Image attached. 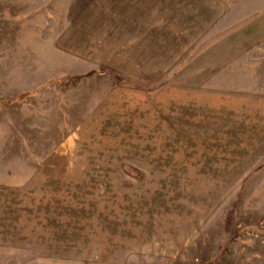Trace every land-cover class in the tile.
I'll use <instances>...</instances> for the list:
<instances>
[{"label":"rangeland","instance_id":"obj_1","mask_svg":"<svg viewBox=\"0 0 264 264\" xmlns=\"http://www.w3.org/2000/svg\"><path fill=\"white\" fill-rule=\"evenodd\" d=\"M262 48L264 0H0V264H264Z\"/></svg>","mask_w":264,"mask_h":264},{"label":"crops","instance_id":"obj_2","mask_svg":"<svg viewBox=\"0 0 264 264\" xmlns=\"http://www.w3.org/2000/svg\"><path fill=\"white\" fill-rule=\"evenodd\" d=\"M244 32H247V35L244 34ZM234 33H235V37H238L240 40H242V42L247 40L248 47H243L245 51L246 50L250 51L251 49H252L251 51H257L258 49H256V47L262 44L263 37H261V35L256 34L255 31H252L251 24L248 27L245 26V27H240L239 29H235ZM230 38H232V36ZM235 41L237 42L238 39L235 38ZM244 44L245 43H242V46ZM235 47L238 48L236 45ZM238 50L239 49L234 50L233 53L235 54L236 53L235 51H238ZM261 50L264 52V48H262ZM256 63H257L256 65H257L258 72H256V70L254 71L252 66L249 67V73H252L251 74L252 81L251 82L249 81V84H247L248 87L245 86L247 87V90H248V92L246 93L248 94V96H246L245 98L250 99L248 103L254 102L255 105H264V84H262V81H261L262 79H264V77H261V76H259V78L257 77L258 73H260V70H262L261 68H263L264 62L260 63L259 61H257ZM260 90H263V91H260Z\"/></svg>","mask_w":264,"mask_h":264}]
</instances>
